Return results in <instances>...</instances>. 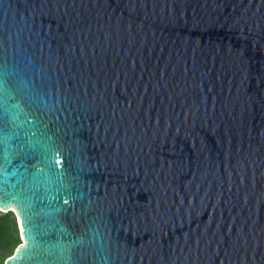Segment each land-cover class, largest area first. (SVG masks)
Segmentation results:
<instances>
[{
	"label": "water",
	"instance_id": "95a60500",
	"mask_svg": "<svg viewBox=\"0 0 264 264\" xmlns=\"http://www.w3.org/2000/svg\"><path fill=\"white\" fill-rule=\"evenodd\" d=\"M4 264H264V0H0Z\"/></svg>",
	"mask_w": 264,
	"mask_h": 264
},
{
	"label": "trees",
	"instance_id": "16d2710c",
	"mask_svg": "<svg viewBox=\"0 0 264 264\" xmlns=\"http://www.w3.org/2000/svg\"><path fill=\"white\" fill-rule=\"evenodd\" d=\"M21 243L16 214L0 211V264H4Z\"/></svg>",
	"mask_w": 264,
	"mask_h": 264
},
{
	"label": "rangeland",
	"instance_id": "374dc122",
	"mask_svg": "<svg viewBox=\"0 0 264 264\" xmlns=\"http://www.w3.org/2000/svg\"><path fill=\"white\" fill-rule=\"evenodd\" d=\"M20 240H21V243H23V242H24V240H23V238H22L21 234H20Z\"/></svg>",
	"mask_w": 264,
	"mask_h": 264
}]
</instances>
